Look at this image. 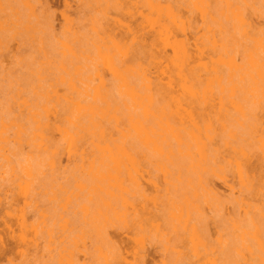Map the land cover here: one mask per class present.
Wrapping results in <instances>:
<instances>
[{
    "label": "rangeland",
    "instance_id": "rangeland-1",
    "mask_svg": "<svg viewBox=\"0 0 264 264\" xmlns=\"http://www.w3.org/2000/svg\"><path fill=\"white\" fill-rule=\"evenodd\" d=\"M170 7L192 55L182 106L125 93L139 64L168 80ZM112 38L140 49L126 77L99 56ZM90 105L126 135L115 153ZM146 114L200 134L161 145ZM263 206L264 0H0V264H264Z\"/></svg>",
    "mask_w": 264,
    "mask_h": 264
},
{
    "label": "bare ground",
    "instance_id": "bare-ground-1",
    "mask_svg": "<svg viewBox=\"0 0 264 264\" xmlns=\"http://www.w3.org/2000/svg\"><path fill=\"white\" fill-rule=\"evenodd\" d=\"M183 4V3H182ZM214 12V11H213ZM131 15V14H130ZM130 17V16H129ZM178 15L176 13H174V11L172 10V8L170 7L169 12L166 14L165 19L158 17L156 19L157 23H158V30L156 32L155 37L157 36L158 40L164 45L165 49H169L171 51V65L172 68L168 69V80L166 82H163L162 79H160V75L164 73V71H157L154 73H152L149 65H143V64H139L138 65V70H137V74H138V79L140 80V83H138V86H132L131 84H129L126 80H124V84L126 85V95L132 97V98H144L145 96H147L148 98H150L152 101L150 102V104L152 105H156V102L153 101V99H155L154 96H160L162 99H169L170 101L167 102V105H178V106H182L183 105V101L186 99V97L188 96L189 92L187 91L188 88H186V81L188 78V66H189V62L192 58V55L190 53V49H189V43L187 39L184 38H180V35H186V31L185 29H179V31H176L174 28V25H177L178 21ZM227 26V25H226ZM77 35V34H76ZM79 35V34H78ZM77 35V37H78ZM74 37V36H73ZM80 38V37H79ZM84 38V37H83ZM81 38V39H83ZM120 38V37H119ZM121 40V39H120ZM110 46H105L107 48L108 51H112L113 53V57H108V53H103V51L98 50L99 56L102 57L105 62L103 63V65L106 63V65L108 66V69L110 70V72L112 73V75L114 76V78H118V77H126V75L128 73H131L129 68H126V63L129 59H138V56L140 55V49H134V48H130L126 45H124L122 43V41H118L115 38H112L110 40ZM243 47V46H242ZM150 51L144 49L143 53H146L147 57L151 58V62H153V64L155 65H161L162 64V60L159 58V56L157 55H152L148 53ZM157 52V51H156ZM4 54V53H3ZM3 56V55H2ZM6 56V55H5ZM59 56V55H58ZM60 58V57H59ZM255 60V59H254ZM144 61V60H143ZM145 64V63H144ZM231 66L233 64H235L234 61H230ZM105 65V68H107V66ZM82 66V65H81ZM165 66V65H164ZM85 67V66H83ZM103 67V66H101ZM173 67L174 70L176 71V75L178 76V78L181 81V91L182 93L176 97L175 96V87H176V83H175V79L173 78ZM108 70V71H109ZM197 73V72H196ZM136 75V74H135ZM190 75V74H189ZM124 79V78H123ZM164 79V78H163ZM118 80V79H117ZM128 80V79H127ZM198 79H196L197 81ZM97 81V80H96ZM131 81V80H130ZM59 83V81H58ZM61 83V82H60ZM133 84V83H132ZM59 85V84H58ZM107 85V84H106ZM78 86V85H77ZM84 87V86H83ZM110 89V87H109ZM94 90V89H93ZM92 90V91H93ZM96 90V89H95ZM94 90V91H95ZM179 92V91H178ZM118 98V97H117ZM200 104V103H199ZM112 105V104H110ZM88 113H85L87 115L90 114L91 116V123L89 126V132L91 133V135L98 137V140H101L102 142H104L106 144V152L108 153H115L114 147H117L116 145L119 143H124L127 140L126 135H121L119 138H115L112 131L111 130H107L104 127L101 126V122L99 123V121H96L95 118H93V116L95 114L98 115V112H101L102 109L98 106V105H90L87 109ZM84 116V114H82ZM161 115V114H160ZM159 115V116H160ZM5 116V115H4ZM156 116V115H155ZM83 118V117H82ZM103 118V117H101ZM149 116L146 114V127L149 130H158L161 131L162 133H160L161 136V140H160V144H164L166 142H168V135H173L174 139H176L178 142H182L183 140V136L182 133H185L187 135H190L191 138L196 139L197 136H199L201 128L195 124L193 125L192 128H188L186 126H180L177 127L174 123L170 122L169 120H163V119H157L155 118V120H152V122L148 123L149 121ZM219 124V123H218ZM143 127L142 123H138V127H137V133L138 135L141 133V128ZM262 129V128H261ZM71 131V130H70ZM166 132V133H165ZM243 134V133H242ZM90 137V136H89ZM86 138V136H85ZM261 142V141H260ZM259 142V143H260ZM67 143H68V139H67ZM258 143V144H259ZM65 144V143H64ZM188 147L189 150H187V154H189V156H192V152H190V147L191 145L189 143ZM68 145V144H67ZM79 147V146H78ZM60 148V147H59ZM79 151V150H78ZM105 152V151H104ZM66 153V152H65ZM261 154V153H260ZM85 155V154H83ZM203 156V155H202ZM63 158V156H62ZM207 159V158H206ZM260 159V158H259ZM208 160V159H207ZM262 160V159H261ZM114 161V160H113ZM247 162L250 164V167H253L254 170H257L256 167H254V164H252L250 162V158H247ZM253 162V160H252ZM263 162V161H261ZM115 163V162H114ZM234 165V164H233ZM245 165V164H244ZM63 166V165H62ZM236 165L234 166V170H235ZM238 167V166H237ZM258 167V166H257ZM61 169V168H60ZM45 170V169H44ZM91 171V170H90ZM237 171V170H236ZM155 172V171H154ZM205 173V172H204ZM89 174H91L89 172ZM92 174L93 175H100L102 178H111L112 174L109 172V170L104 172H100V170L98 171H93L92 170ZM174 174V173H173ZM111 176V177H110ZM119 177V176H118ZM236 177V175H235ZM71 180V179H70ZM256 180V179H255ZM72 181V180H71ZM23 182V181H22ZM170 185V184H169ZM39 194V193H38ZM83 194V193H82ZM40 196V194H39ZM223 198V197H222ZM77 199V198H76ZM79 200V199H78ZM43 201V200H42ZM152 201V200H151ZM150 201V202H151ZM52 202V201H51ZM72 202V201H71ZM153 202V201H152ZM155 203V202H154ZM71 204V203H70ZM69 204V205H70ZM140 204V203H139ZM45 205V204H44ZM42 206V203H41ZM74 205H70V207H73ZM160 206V205H159ZM247 206V205H246ZM264 207V206H263ZM49 208V207H48ZM162 208V207H161ZM167 208V207H166ZM248 208V207H247ZM47 209V207H46ZM45 209V210H46ZM51 209V208H50ZM165 209V208H164ZM58 210V209H57ZM33 211V210H32ZM50 211V210H49ZM55 211V210H54ZM71 211V210H70ZM249 211V210H248ZM1 212V211H0ZM59 212V211H58ZM162 212V211H161ZM185 212V211H184ZM232 212V211H231ZM52 213V212H50ZM71 213V212H70ZM151 213V212H150ZM157 213V212H156ZM155 213V214H156ZM165 213V212H164ZM167 213V212H166ZM171 213V212H170ZM80 215V214H79ZM157 216V214H156ZM165 216V215H164ZM153 217V215H152ZM163 219V218H162ZM167 219V218H166ZM57 221V220H56ZM247 222V221H246ZM48 223V222H47ZM58 223V222H57ZM183 225V224H182ZM173 226V225H172ZM187 226V225H186ZM242 226V225H241ZM249 227V226H248ZM189 228V227H188ZM113 232V231H112ZM244 232V231H243ZM181 234V233H180ZM137 235V233H136ZM239 235V234H238ZM16 236V235H15ZM120 236V235H118ZM116 236V237H118ZM151 237V236H150ZM172 237V236H171ZM20 238V237H19ZM125 238V237H124ZM135 238V237H134ZM59 239V238H58ZM126 239H124L123 241H125ZM205 240V239H204ZM128 241V239H127ZM137 244L139 240H136ZM141 241V240H140ZM152 241V240H151ZM202 241V240H201ZM10 242V241H9ZM130 242V241H129ZM125 243V242H124ZM144 243V242H143ZM231 245V242H229ZM6 244V243H5ZM8 244V242H7ZM128 244V243H127ZM135 244V243H134ZM140 244V242H139ZM138 244V245H139ZM161 245V244H160ZM229 245V246H230ZM128 246V245H126ZM125 246V247H126ZM149 246V245H148ZM11 247V245H10ZM131 248V246H129ZM139 247V246H138ZM147 247V246H146ZM201 247V246H200ZM231 247V246H230ZM229 247V248H230ZM134 248V247H133ZM132 248V249H133ZM136 248V247H135ZM129 249V248H128ZM48 250V249H47ZM134 250V249H133ZM132 250V251H133ZM225 251H227L224 248ZM229 250V249H228ZM147 251V250H145ZM149 251V250H148ZM202 251V250H201ZM222 251V250H221ZM232 251V250H231ZM7 253V252H6ZM125 253V252H124ZM229 253V251H228ZM8 254V253H7ZM231 254V253H230ZM222 255V254H221ZM117 258V257H116ZM143 258V257H142ZM187 258V257H186ZM227 258V257H226ZM138 260V259H137ZM252 260V259H251Z\"/></svg>",
    "mask_w": 264,
    "mask_h": 264
}]
</instances>
